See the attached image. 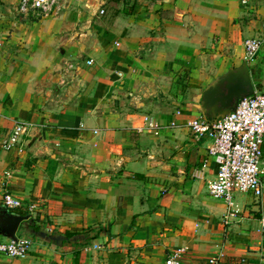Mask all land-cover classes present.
Instances as JSON below:
<instances>
[{"label": "crops", "instance_id": "crops-1", "mask_svg": "<svg viewBox=\"0 0 264 264\" xmlns=\"http://www.w3.org/2000/svg\"><path fill=\"white\" fill-rule=\"evenodd\" d=\"M20 2L0 0V138L35 128L22 154L0 149V208L6 190L24 202L0 211L20 220L15 234L0 223V243L32 247L0 264H264V194L229 216L208 190L211 141L185 125L208 117L203 93L246 63L247 39L262 41L246 64L264 92V0H69L47 17ZM219 38L231 54L203 65ZM146 117L160 128L139 132Z\"/></svg>", "mask_w": 264, "mask_h": 264}, {"label": "built area", "instance_id": "built-area-1", "mask_svg": "<svg viewBox=\"0 0 264 264\" xmlns=\"http://www.w3.org/2000/svg\"><path fill=\"white\" fill-rule=\"evenodd\" d=\"M68 0H21L19 12L23 16L36 15L47 17L57 15ZM104 14V10L100 11ZM262 46L260 39H247L244 42V61L252 62ZM93 60L87 62L92 65ZM196 143L204 139L211 141L209 155L216 165V176L209 182L211 197L222 200L227 205L229 216L239 212L238 195H252L257 201L264 194V160L262 146L264 143V92L256 91L254 95L239 100L234 111L224 118L214 119L205 115L186 122ZM35 124L29 121H16L12 129L0 138V149L6 152L22 154L25 140L34 130ZM160 126L153 117L145 118V125L139 132L155 131ZM207 162V161H206ZM1 205L5 210H16L24 206L10 190L3 194ZM36 204L28 205L30 212L36 211ZM32 247V240L18 236L16 240L0 243V254L13 259H25ZM166 264H185L181 254L172 253ZM210 264H219V258Z\"/></svg>", "mask_w": 264, "mask_h": 264}, {"label": "water", "instance_id": "water-1", "mask_svg": "<svg viewBox=\"0 0 264 264\" xmlns=\"http://www.w3.org/2000/svg\"><path fill=\"white\" fill-rule=\"evenodd\" d=\"M256 89L252 80L250 68L246 63L230 70L224 77L203 93V106L209 118H224L234 111L240 99L254 95ZM1 210H5L3 207ZM2 226L15 234L18 230L20 220L0 218ZM15 236L13 240H16Z\"/></svg>", "mask_w": 264, "mask_h": 264}, {"label": "rangeland", "instance_id": "rangeland-1", "mask_svg": "<svg viewBox=\"0 0 264 264\" xmlns=\"http://www.w3.org/2000/svg\"><path fill=\"white\" fill-rule=\"evenodd\" d=\"M232 50L233 48L231 44H229V42L226 41H221L220 38L215 41L203 40L202 45L200 46V53L197 54V56L203 57V65L207 64V66H211L216 63L214 61L215 59L221 60L224 57V55L231 54ZM192 74H193L192 71L189 72L186 71L179 75L181 76V80L188 82L190 78H192ZM218 80L219 79L216 78L214 82H217Z\"/></svg>", "mask_w": 264, "mask_h": 264}]
</instances>
